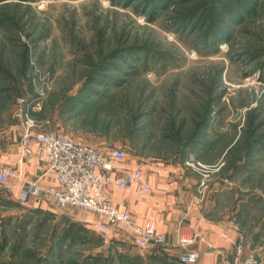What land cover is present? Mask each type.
Segmentation results:
<instances>
[{
    "label": "rangeland",
    "instance_id": "obj_1",
    "mask_svg": "<svg viewBox=\"0 0 264 264\" xmlns=\"http://www.w3.org/2000/svg\"><path fill=\"white\" fill-rule=\"evenodd\" d=\"M204 1L179 0L171 15ZM133 3L0 0V153L18 154L20 124L30 110L40 112L36 129L122 147L129 162L186 167L199 183L198 203L235 226L240 258L253 251L263 262L264 0L243 28L236 25L215 45ZM130 45L144 50L125 62L110 57ZM101 60L122 65L110 72L119 80L99 73L105 81L99 93L69 104ZM50 207L22 206L0 187V264L167 263L159 260L160 248L152 249L161 246L105 244L92 224L79 221L87 211ZM70 222L86 229L67 238Z\"/></svg>",
    "mask_w": 264,
    "mask_h": 264
},
{
    "label": "built area",
    "instance_id": "obj_2",
    "mask_svg": "<svg viewBox=\"0 0 264 264\" xmlns=\"http://www.w3.org/2000/svg\"><path fill=\"white\" fill-rule=\"evenodd\" d=\"M20 127L17 166L0 165V187L6 188L16 201L25 207H35L40 202L52 203L60 208H75L95 213L99 219L93 223L102 242H110L109 229L124 230L140 247L168 245L166 236L155 230L152 220L139 224L131 210L118 209L112 202L109 189L150 191L144 180V164L129 162L124 148L119 146H96L75 141L55 131L36 129V120L24 114ZM37 148L33 149L32 144ZM37 156L42 165L39 176L29 178L20 165L25 158ZM203 238V235L202 237ZM197 235L185 236L180 232L176 245L180 248L177 259L182 264H195L200 251L191 247ZM243 249L241 238L234 243L235 259L229 261L218 252L216 264H263L253 252L240 258Z\"/></svg>",
    "mask_w": 264,
    "mask_h": 264
},
{
    "label": "crops",
    "instance_id": "obj_3",
    "mask_svg": "<svg viewBox=\"0 0 264 264\" xmlns=\"http://www.w3.org/2000/svg\"><path fill=\"white\" fill-rule=\"evenodd\" d=\"M32 148L36 149L37 144L33 143ZM17 158V154L11 157L10 153L1 152L0 165L8 164L18 167ZM130 162L133 165L145 164L139 159ZM41 165L40 159L34 155L26 158L20 167L29 178H32L39 174ZM165 166L145 164L143 177L150 191L109 189L108 194L113 204L118 209L131 210L135 221L139 224L146 219L152 220L156 232L166 236L167 246L152 247V249L161 248L164 251V260L167 263L163 264H169L171 261H174V264H182L177 259L180 248L175 242L179 232L189 237L198 236L197 241L191 245L200 251L195 264H216L218 252H222L227 260L234 261V243L239 235L233 223L215 219L204 202L198 203L199 183L193 178L188 168L176 165ZM17 190L18 187H15L13 195ZM35 207L41 208L42 211H49V208H52L46 202H40ZM78 219L82 224H92L94 227L93 223L99 219V216L92 212H84ZM108 233L111 239L109 243H116V247L120 245L121 249L123 247L126 250L129 247L127 244L135 247L137 245L128 233L121 229L110 228ZM202 235L203 238H201ZM244 249L246 253V246Z\"/></svg>",
    "mask_w": 264,
    "mask_h": 264
},
{
    "label": "trees",
    "instance_id": "obj_4",
    "mask_svg": "<svg viewBox=\"0 0 264 264\" xmlns=\"http://www.w3.org/2000/svg\"><path fill=\"white\" fill-rule=\"evenodd\" d=\"M178 1L179 0H129V2H134L133 4L136 7H140L144 12H147L150 17L156 16L159 13L167 14L173 27L178 28L183 34H193L192 36L195 40L201 41L205 45H215L227 41L229 39V31L234 29L236 25L239 26V28H243L246 23L244 21L247 20L251 14H255L262 7L263 3V0H205L204 3L200 5H198V3L190 5L189 3V5L182 6L179 14L173 18L171 13L174 11L173 9ZM138 50L143 51L144 47L135 45L124 48L121 47L110 57L113 60L118 59L125 62L126 56H131V54L136 53ZM102 62L101 60V63L93 71L94 77H89L88 75L78 88L75 96L68 97L67 102L69 104H73V102L78 105H82L83 102L88 103L90 98H87V95L91 96L99 93L97 86L105 84V81L98 77L99 73L101 76L110 77L112 83L119 80L120 77H114L110 74L120 73V70L123 68L122 65L113 61V63H108V66H105ZM262 62L263 61H260L258 66H261ZM24 67L25 66H23V68ZM39 113V111L29 110V114L33 118ZM194 133L195 130L192 132L191 138H193L192 136ZM33 208L37 210L41 209L37 207ZM79 227L86 229L85 226H82L78 222H70L68 229L70 234L66 233L65 237L70 238V236L74 234L73 230ZM161 252L164 253L163 250H161ZM151 257L157 259L156 255ZM164 257L163 254V257L159 258V260L162 261Z\"/></svg>",
    "mask_w": 264,
    "mask_h": 264
}]
</instances>
